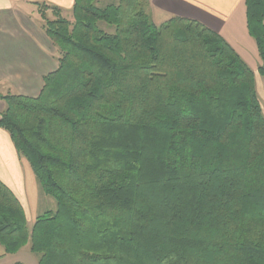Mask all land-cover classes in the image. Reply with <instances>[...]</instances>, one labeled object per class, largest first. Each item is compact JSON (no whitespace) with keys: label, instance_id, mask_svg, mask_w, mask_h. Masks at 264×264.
<instances>
[{"label":"trees","instance_id":"trees-1","mask_svg":"<svg viewBox=\"0 0 264 264\" xmlns=\"http://www.w3.org/2000/svg\"><path fill=\"white\" fill-rule=\"evenodd\" d=\"M34 4L57 67L35 97L0 94V128L55 209L29 227L0 181L4 252L264 264V111L240 55L198 21L155 25L150 0H73L72 20ZM244 6L264 78V0Z\"/></svg>","mask_w":264,"mask_h":264},{"label":"crops","instance_id":"crops-1","mask_svg":"<svg viewBox=\"0 0 264 264\" xmlns=\"http://www.w3.org/2000/svg\"><path fill=\"white\" fill-rule=\"evenodd\" d=\"M36 1L0 0V94L35 97L42 89L43 76L57 67L54 56L49 53V40L43 28L36 26L31 18L34 14L42 22L37 7H33ZM48 1L63 12H71L73 0ZM150 16L155 25L175 16L198 21L218 33L233 49L230 38L247 41L249 36L244 0H150ZM3 109L0 100V112ZM0 181L17 198L27 223L32 224L45 209L40 205L46 201V196L28 162L18 155L9 134L1 128ZM47 202L50 208L54 207L52 201ZM24 248L28 251V247ZM17 262L38 264L34 255L23 253V248L14 254H6L0 245V264Z\"/></svg>","mask_w":264,"mask_h":264},{"label":"rangeland","instance_id":"rangeland-1","mask_svg":"<svg viewBox=\"0 0 264 264\" xmlns=\"http://www.w3.org/2000/svg\"><path fill=\"white\" fill-rule=\"evenodd\" d=\"M36 2L37 3H40V4L41 3H49V4H51L50 1H48V0H38ZM36 2H34V3H36ZM33 7H35V9H36L37 6L34 5ZM47 16L49 18H52L50 12L47 13ZM63 16L65 18L69 19V20H72L71 12H69V11L68 12L67 11L66 12H63ZM31 18L35 22V25L36 26H39V28L41 29V27L43 25L42 22L39 21L38 19H36L34 14L31 16ZM229 36L231 37V35H228V37ZM230 39H231L232 45H233L234 49L236 50V52L240 55V57L246 62V64L254 72L256 92H257V95H258V97L260 99V103H261L262 109L264 111V102H263L264 101V93H263L264 78L258 76V74L256 72V68H257V65L259 63V58L257 56V52H256V47H255L254 41H253V39L250 36H248V40L247 41H245V40H242L241 41L240 39H233V38H230ZM47 42H48V50H49V53L52 56H54V59L53 60L57 63V58L59 57L58 51H57L56 48H54L50 44L49 41H47ZM45 199H46V201L45 202H42L41 205H40V208H45V209L43 211H40L41 213H39V215L43 214L46 211H51V210H54L55 209V202H54V200L52 198L48 197V196H46ZM47 201H52L54 207L52 206L50 208V205H49V203ZM31 225L32 224H28L29 227H31ZM26 247H28V245H26ZM26 249L27 248H23V253L28 254V255H31L30 252L27 251Z\"/></svg>","mask_w":264,"mask_h":264},{"label":"water","instance_id":"water-1","mask_svg":"<svg viewBox=\"0 0 264 264\" xmlns=\"http://www.w3.org/2000/svg\"><path fill=\"white\" fill-rule=\"evenodd\" d=\"M0 118H1V116H0Z\"/></svg>","mask_w":264,"mask_h":264}]
</instances>
